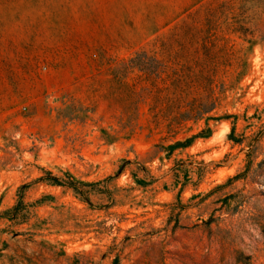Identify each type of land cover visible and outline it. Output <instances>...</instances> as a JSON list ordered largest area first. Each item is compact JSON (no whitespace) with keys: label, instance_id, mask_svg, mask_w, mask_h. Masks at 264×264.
I'll return each instance as SVG.
<instances>
[{"label":"rangeland","instance_id":"374dc122","mask_svg":"<svg viewBox=\"0 0 264 264\" xmlns=\"http://www.w3.org/2000/svg\"><path fill=\"white\" fill-rule=\"evenodd\" d=\"M1 83L0 264H264V0H0Z\"/></svg>","mask_w":264,"mask_h":264},{"label":"trees","instance_id":"16d2710c","mask_svg":"<svg viewBox=\"0 0 264 264\" xmlns=\"http://www.w3.org/2000/svg\"><path fill=\"white\" fill-rule=\"evenodd\" d=\"M205 109L206 108H201L200 106H197L195 104H192L190 110L188 111V113L184 114V116H183V118L181 120L182 121L190 120V119H192V117H193L194 114H198L199 115L203 111H205ZM53 182L56 185L66 186L68 188H72L77 193H80L82 195H84V193H85V192H81L82 191L81 185H83V183H79V182L72 181V180L71 181H68V182H65V181H60L58 179H54ZM17 209H18V207H15L13 210H11L9 213H7V215H9V214L12 213V214H15V216H16L17 215L16 214Z\"/></svg>","mask_w":264,"mask_h":264},{"label":"built area","instance_id":"2783aa9c","mask_svg":"<svg viewBox=\"0 0 264 264\" xmlns=\"http://www.w3.org/2000/svg\"><path fill=\"white\" fill-rule=\"evenodd\" d=\"M46 69H47L46 66H44L43 70L45 71ZM37 72H38L39 75L41 74V68L40 67L38 68ZM26 111H27V106H21L18 109V112L21 113V114H23Z\"/></svg>","mask_w":264,"mask_h":264},{"label":"crops","instance_id":"0c3cea01","mask_svg":"<svg viewBox=\"0 0 264 264\" xmlns=\"http://www.w3.org/2000/svg\"><path fill=\"white\" fill-rule=\"evenodd\" d=\"M3 78H4V76L1 77V81H3ZM4 101H5V98L3 95V85L1 83V85H0V106L4 103Z\"/></svg>","mask_w":264,"mask_h":264}]
</instances>
